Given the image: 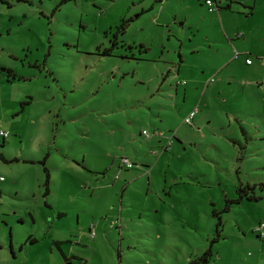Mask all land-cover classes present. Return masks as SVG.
Returning a JSON list of instances; mask_svg holds the SVG:
<instances>
[{
	"label": "rangeland",
	"instance_id": "1",
	"mask_svg": "<svg viewBox=\"0 0 264 264\" xmlns=\"http://www.w3.org/2000/svg\"><path fill=\"white\" fill-rule=\"evenodd\" d=\"M213 3L0 0V264H264V0Z\"/></svg>",
	"mask_w": 264,
	"mask_h": 264
},
{
	"label": "trees",
	"instance_id": "2",
	"mask_svg": "<svg viewBox=\"0 0 264 264\" xmlns=\"http://www.w3.org/2000/svg\"><path fill=\"white\" fill-rule=\"evenodd\" d=\"M214 2H215V0H214ZM124 23H125V20H122V22H120L117 27H123ZM6 72L8 74H14V72L11 69H9V68H6ZM21 102H24V101H21ZM2 137H4V136H2ZM0 157L3 158L1 153H0ZM43 169L45 171V174L48 175L47 174L48 173L47 169H46V167L44 165H43ZM252 186H253V184H249V183H246V185H245V187H249V188H252ZM245 187L239 186L237 188L239 192H238V195L235 197L236 200H238L242 195H244L246 197H251V198H257L258 197V195L254 194L252 191L247 192ZM45 189H46V186H45ZM226 205H227V203L224 204V206L222 208L226 207ZM212 212H213V214H216V210L215 209L212 210ZM218 223H219V218L217 217L216 228H215L216 233L218 232V229H219L217 227ZM212 239H215V238H212ZM61 252L64 255L63 251H61ZM210 255H211V243H209L200 253H198L194 257H190L188 259V263L187 264H205L206 262H208ZM64 258H65L64 264H82V262H83V260L80 259V260H78L75 263H71L68 260V257H66L65 255H64Z\"/></svg>",
	"mask_w": 264,
	"mask_h": 264
},
{
	"label": "built area",
	"instance_id": "3",
	"mask_svg": "<svg viewBox=\"0 0 264 264\" xmlns=\"http://www.w3.org/2000/svg\"><path fill=\"white\" fill-rule=\"evenodd\" d=\"M211 1L212 0H205V2L208 3L209 5H211ZM208 8H212V6L211 7H208ZM246 60L249 61V57H246ZM261 60L264 62V56L261 57ZM211 79H213L212 76L209 77V80H211ZM197 108H198L197 104L194 105L192 108H190L188 110V112L184 115V121L190 122L192 120V117H193L195 111L197 110ZM142 132L143 133H147V130L146 129H142ZM0 135L6 136L7 135V130L5 128L0 127ZM122 159L125 162V165H127V166L131 165V161L127 157H123ZM1 177L2 176L0 174V178ZM262 225H263V223L260 222L259 225H258V228L262 227ZM90 231L92 232L93 231V228L90 227ZM262 232L263 231H261L260 234H262Z\"/></svg>",
	"mask_w": 264,
	"mask_h": 264
},
{
	"label": "crops",
	"instance_id": "4",
	"mask_svg": "<svg viewBox=\"0 0 264 264\" xmlns=\"http://www.w3.org/2000/svg\"><path fill=\"white\" fill-rule=\"evenodd\" d=\"M213 1V0H212ZM225 0H215V2L212 4V6H215L216 7V9H218L220 6H221V4L224 2ZM204 2H205V0H204ZM205 4H207V5H209L208 3H206L205 2ZM226 6H229V3H226ZM207 9H209V10H214L213 8H207ZM236 34L238 35L239 34V32H236ZM235 34V35H236ZM235 53H237V51L235 52ZM180 80H177L176 81V85L178 84L177 82H179ZM183 81V80H182ZM4 128V127H3Z\"/></svg>",
	"mask_w": 264,
	"mask_h": 264
}]
</instances>
